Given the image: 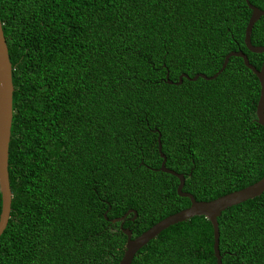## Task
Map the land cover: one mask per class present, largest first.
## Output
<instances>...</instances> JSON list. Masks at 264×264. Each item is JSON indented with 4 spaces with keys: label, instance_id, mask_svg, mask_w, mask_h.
<instances>
[{
    "label": "trees",
    "instance_id": "obj_1",
    "mask_svg": "<svg viewBox=\"0 0 264 264\" xmlns=\"http://www.w3.org/2000/svg\"><path fill=\"white\" fill-rule=\"evenodd\" d=\"M264 10V0H248ZM244 0H0L11 65V203L0 264H118L135 238L264 176L255 122L264 54L243 44ZM250 44L264 47V16ZM133 210L121 222L119 218ZM103 215L107 218H103ZM221 264H264V193L216 219ZM203 217L169 226L130 264H215Z\"/></svg>",
    "mask_w": 264,
    "mask_h": 264
},
{
    "label": "water",
    "instance_id": "obj_2",
    "mask_svg": "<svg viewBox=\"0 0 264 264\" xmlns=\"http://www.w3.org/2000/svg\"><path fill=\"white\" fill-rule=\"evenodd\" d=\"M244 2L247 8L250 10V16L244 28L243 34L244 47L250 53L264 54L263 46H253L250 44V34L252 27L260 17L264 16V10H260L250 5L248 0H244ZM230 57L240 58L244 67L251 71L258 82L259 96L255 105V122L264 129V61L262 62L260 68L256 70L251 64H249L246 56L241 51L229 52L224 57L220 69L210 77H206L202 74H196L192 78H189L187 75L181 74L177 78L176 83L169 81L166 83L179 85L182 78L189 81H195L197 78H201L206 81L213 80L223 71ZM12 91L11 65L8 60L7 48L0 23V235L6 227L11 203V192L9 189L7 173V157L12 117ZM156 150L159 158L161 159L158 170L177 179L178 184L175 190L176 194L181 198L188 199L189 206L158 221L135 238H131V232L128 229H121V222L128 214H133L131 220L135 218L133 210H127L122 217L108 220L112 224L120 222L119 228L121 229V233L125 236L124 252L121 259L118 261V264H130L135 253L150 240L156 237L161 231L165 230L169 226L187 221L193 217H203L210 223L213 239L212 251L215 258V264H221V257L218 251V227L216 219L225 209L247 200H251L264 193V176L261 177L257 182L245 188L217 197L211 201H195L190 194L182 192V187L184 184L183 175L165 168V156L161 153L159 135L157 138ZM103 218L105 220L107 219L105 215H103Z\"/></svg>",
    "mask_w": 264,
    "mask_h": 264
}]
</instances>
